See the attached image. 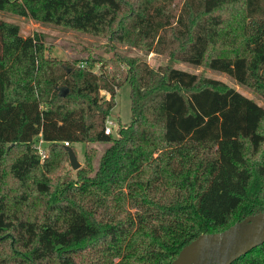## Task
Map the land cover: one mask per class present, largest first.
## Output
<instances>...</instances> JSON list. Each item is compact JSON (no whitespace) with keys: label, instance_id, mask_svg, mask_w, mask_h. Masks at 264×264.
<instances>
[{"label":"trees","instance_id":"trees-1","mask_svg":"<svg viewBox=\"0 0 264 264\" xmlns=\"http://www.w3.org/2000/svg\"><path fill=\"white\" fill-rule=\"evenodd\" d=\"M0 10L226 72L264 97V0H0ZM48 50L42 33L0 17V264H170L199 235L264 212L256 99L171 62L115 52L96 72L99 58ZM128 80L131 122L106 134ZM66 141L109 145L97 169L92 148L77 179H62ZM230 264H264V243Z\"/></svg>","mask_w":264,"mask_h":264},{"label":"rangeland","instance_id":"rangeland-1","mask_svg":"<svg viewBox=\"0 0 264 264\" xmlns=\"http://www.w3.org/2000/svg\"><path fill=\"white\" fill-rule=\"evenodd\" d=\"M0 17L4 18L5 20L18 23L21 28V34L24 36L31 35L34 32L42 33L49 48L48 51L53 58L60 60H81L78 61V64H81L82 62L86 63V58L89 56L99 58L102 63L97 62L95 64L94 70L96 72H100L102 68L107 67V60L110 59L115 52L124 53L128 56H141L155 67L171 62L177 68L222 80L223 82L234 86L242 93L256 99L258 103L264 106V97L262 95L258 94L249 87L238 83L234 77L226 72L211 69L202 65H195L189 62L171 59L167 55L156 52L148 53L133 46L112 42L107 37L94 36L83 31L37 21L26 16H19L0 10ZM101 93L102 95L107 96V98L110 97V94H108L105 90H102ZM131 118V87L128 80L117 89L116 106L113 108L109 116V119L116 123L114 127V134H117L120 126L122 127L128 125L131 122ZM36 144L38 146H42L43 148L48 147V143L43 142L40 138H38ZM108 145V143L104 142L74 143L78 159L81 162L80 168L86 166L85 152L95 148L96 153L93 156V165L97 169L101 156ZM78 169H74L70 163V160L68 159L63 164L59 173L62 179L71 178L75 180L77 179Z\"/></svg>","mask_w":264,"mask_h":264},{"label":"water","instance_id":"water-1","mask_svg":"<svg viewBox=\"0 0 264 264\" xmlns=\"http://www.w3.org/2000/svg\"><path fill=\"white\" fill-rule=\"evenodd\" d=\"M74 169L81 167L73 147L67 146ZM264 243V212L250 215L221 232L204 233L185 245L170 264H230Z\"/></svg>","mask_w":264,"mask_h":264},{"label":"built area","instance_id":"built-area-1","mask_svg":"<svg viewBox=\"0 0 264 264\" xmlns=\"http://www.w3.org/2000/svg\"><path fill=\"white\" fill-rule=\"evenodd\" d=\"M19 1H21V0H19ZM115 125H116V123L113 120L108 119L107 123H106V127H105V133L106 134H114ZM65 145L70 146L69 142H67V141L65 142ZM38 148H39V152H40L42 158H45L46 157L45 148H43L42 146H38Z\"/></svg>","mask_w":264,"mask_h":264}]
</instances>
